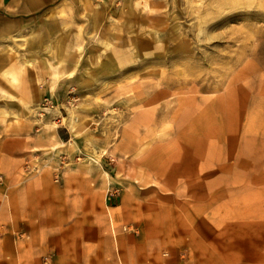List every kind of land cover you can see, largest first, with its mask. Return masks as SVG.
<instances>
[{"label":"rangeland","instance_id":"374dc122","mask_svg":"<svg viewBox=\"0 0 264 264\" xmlns=\"http://www.w3.org/2000/svg\"><path fill=\"white\" fill-rule=\"evenodd\" d=\"M0 17V264H264V0Z\"/></svg>","mask_w":264,"mask_h":264},{"label":"crops","instance_id":"0c3cea01","mask_svg":"<svg viewBox=\"0 0 264 264\" xmlns=\"http://www.w3.org/2000/svg\"><path fill=\"white\" fill-rule=\"evenodd\" d=\"M50 1L51 0H20V5L16 7V2H18V0H0V10H2L3 13H6V15H10L11 11H13L15 15H36L39 14L44 8H46L49 5ZM35 18L37 19L38 17L36 16ZM33 25L38 29L45 31L46 29L48 30L49 23L47 20L43 21L42 19H40V21H33L31 19V21L29 22V26L32 28ZM5 29L9 30L11 32L12 37L16 39L17 35L22 32V24L15 20L0 17V31H4ZM58 264L61 263L59 262ZM76 264L82 263L79 260L76 262ZM104 264L117 263H114L111 260V262L108 261Z\"/></svg>","mask_w":264,"mask_h":264}]
</instances>
